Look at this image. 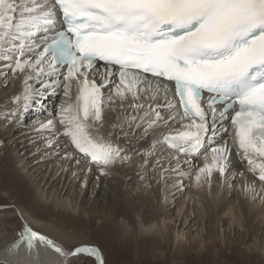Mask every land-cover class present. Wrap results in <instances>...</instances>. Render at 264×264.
I'll use <instances>...</instances> for the list:
<instances>
[{"label": "snow or ice", "instance_id": "obj_1", "mask_svg": "<svg viewBox=\"0 0 264 264\" xmlns=\"http://www.w3.org/2000/svg\"><path fill=\"white\" fill-rule=\"evenodd\" d=\"M0 62L20 82L0 130L38 108L72 176L166 162L178 186L231 187L241 166L264 182V0H0Z\"/></svg>", "mask_w": 264, "mask_h": 264}, {"label": "bare ground", "instance_id": "obj_2", "mask_svg": "<svg viewBox=\"0 0 264 264\" xmlns=\"http://www.w3.org/2000/svg\"><path fill=\"white\" fill-rule=\"evenodd\" d=\"M9 76H11L10 73ZM19 88V81L12 80L7 83V86H4V80L0 77V122H3L6 116V111L3 110L4 102ZM59 100V96L49 99V116L52 115ZM115 116L116 114H113L109 119L114 120ZM41 118L42 114L37 108L29 111L15 128L9 125L7 131L0 130V134L5 139L4 149L9 153V157L3 159L4 163L7 162V159L9 162H15L16 174L23 179L22 183L18 184L17 191L7 190V197L12 200L13 204H16L18 215L24 222L22 234L16 239L10 240L4 233L1 234L3 244H1L0 264H64L65 260L79 257L82 250L79 247L88 244V242L75 231L68 230V225L57 227L46 221L45 213L37 215L34 211L39 206L46 210L51 207L66 217L85 218V209L82 203L91 187L92 190L99 189L100 194L104 197V205H108L109 200L113 199L112 201L123 210L115 224V228L121 232L123 240L132 237L134 226H136V234L142 237V240L151 242L158 237L159 240L163 239L167 244L178 245L181 250L183 240L185 238L186 241L188 240L189 231L187 234L186 231L190 229L192 222L194 221L192 227L197 226V230L201 226L198 220L195 221L196 218L192 219L189 207L185 212L188 202H192L193 199L202 208L197 212L194 211L196 217L202 222L204 219L216 216L220 225L222 217H225L230 218L234 226L241 221L237 214L246 208L249 213L253 214L252 228L264 225V182L257 181L243 166L239 168L242 175L237 177L231 187L222 186L215 177H213L211 188L208 186L198 187L194 179L187 178V172L183 178L184 183L178 186L177 174L167 170L166 162L163 168L157 169L155 172L150 166L146 174L147 178L144 180H140L138 171L130 167L109 170L107 175H103L97 168H93L91 172L72 176L66 170L67 165L63 169L61 168L62 161L57 155L56 147L49 148L47 146L46 137L48 134L40 132L38 128V121ZM196 163L201 162L197 161ZM170 177L175 179L170 180ZM250 183L255 185L254 192L247 191ZM190 188L191 190L185 196L181 207L177 210L176 222H171L168 208L175 207L182 190ZM156 195L160 198L161 211L159 214L155 213L156 216L149 217L144 206L150 197ZM165 195L168 196L163 201ZM204 200H208V202L204 203ZM205 204L211 206L212 216L207 211L208 208ZM6 209L8 208L0 206L1 224L6 223L4 216L6 213H3ZM130 217L134 218L135 224L129 221ZM170 227L174 228V232L167 235ZM73 245L81 246L72 249ZM223 246L229 250L236 249L229 234H225ZM260 257H264V251L260 253Z\"/></svg>", "mask_w": 264, "mask_h": 264}, {"label": "rangeland", "instance_id": "obj_3", "mask_svg": "<svg viewBox=\"0 0 264 264\" xmlns=\"http://www.w3.org/2000/svg\"><path fill=\"white\" fill-rule=\"evenodd\" d=\"M0 141H4V146H0V206L8 207L3 212L6 213L4 214L6 223H0V251H2L3 238L1 234L4 233L7 239H16L22 234L24 222L18 215L19 211L16 204H13L6 193L7 190L17 191L18 184H21L23 179L16 174L15 162H9L7 159V162L4 163L5 158L9 157V153L4 149L5 139L1 134ZM174 179L170 177V180ZM189 190L191 188L182 190L175 207L168 208L171 222H176L177 210L181 207V203ZM87 196L82 203L85 209V218L66 217L51 207L46 210V208L39 206L36 207L37 209L34 212L37 215H44L45 213L46 221L57 227L68 225V230L75 231L89 245L99 246L106 264H264V257H260V253L264 251V225L252 228L253 214L249 213L246 208H243L241 213L237 214L241 219L239 224L233 226L230 218L222 217V222L219 225L216 216H212L213 212L210 205L205 204L212 217L208 218L209 220L204 219L202 222L194 213V211L197 212L202 209L200 204L195 202V199L192 202L189 201L185 212L189 207L192 212V219L196 218L195 221L198 220L201 226L197 230V226L192 227L194 221L192 222L190 229L186 231V234L189 231L187 234L188 240L186 241V238L183 240L182 249L180 250L178 245L167 244L163 239L159 240L158 237L151 242L142 240V237L136 234V226H134L132 237L123 240L121 232L115 228L118 216L119 214L122 215L121 211L123 210L112 201L113 199L109 200L108 205H104V197L100 194L98 188L92 190L91 187ZM167 196H164L163 201L166 200ZM155 197H150L144 206L149 217L156 216L161 211L160 198L157 195ZM205 202H208V200H204ZM124 205L126 204L124 203ZM199 215L201 216V213ZM130 218L129 221L133 222L134 218ZM173 232L174 228L170 227L167 235H171ZM225 234L230 235L236 249L229 250L223 246ZM161 243L163 245H160ZM79 246L81 245L71 247L75 249ZM79 248H82V246ZM64 264H91V261L80 255L65 260Z\"/></svg>", "mask_w": 264, "mask_h": 264}]
</instances>
